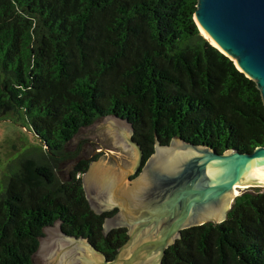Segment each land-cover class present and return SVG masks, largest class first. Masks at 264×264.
<instances>
[{"label": "trees", "instance_id": "1", "mask_svg": "<svg viewBox=\"0 0 264 264\" xmlns=\"http://www.w3.org/2000/svg\"><path fill=\"white\" fill-rule=\"evenodd\" d=\"M197 2L0 0V119L23 113L41 144L0 172V264H35L58 221L109 260L127 241L126 228L104 233L113 212L97 214L86 198L93 159L58 174L66 144L98 119L132 123L143 163L156 139L219 153L264 146L261 91L202 35ZM247 189L224 221L183 230L163 264H264V187Z\"/></svg>", "mask_w": 264, "mask_h": 264}, {"label": "water", "instance_id": "2", "mask_svg": "<svg viewBox=\"0 0 264 264\" xmlns=\"http://www.w3.org/2000/svg\"><path fill=\"white\" fill-rule=\"evenodd\" d=\"M194 19L211 40L202 35L256 82L264 101V0H198ZM105 118L90 135L105 156L90 163L82 182L97 214L118 210L105 218L104 233L126 228L128 239L109 260L87 238L66 234L58 221L40 239L36 253L44 264H163L183 230L227 218L236 184H264V146L219 153L181 137L166 145L156 139L143 163L140 144L130 142L132 123Z\"/></svg>", "mask_w": 264, "mask_h": 264}, {"label": "rangeland", "instance_id": "3", "mask_svg": "<svg viewBox=\"0 0 264 264\" xmlns=\"http://www.w3.org/2000/svg\"><path fill=\"white\" fill-rule=\"evenodd\" d=\"M105 119L108 118L98 119L93 124L82 128L80 132L66 144L63 155L64 157L60 162L58 170L59 177L62 180L69 177L70 170L73 169L79 159H93L92 162H94L105 156V153H99L97 143L90 140V135L94 131L95 127ZM131 132L132 135L130 142L135 136V132L132 129ZM132 144L136 146L134 143ZM40 145L38 137L31 129L23 113L11 111L6 114L0 119V172L2 175H10L13 172V168L11 167L13 160L28 151L30 155H35V148ZM139 175L140 169L131 175L134 177L132 180L135 181ZM247 188L249 187L240 188L238 195L243 194L246 190H248ZM249 191L252 192L253 190L249 189ZM117 213L118 210L114 209L113 215ZM45 235L47 234L45 233ZM34 263L44 264L42 258L37 253L34 257Z\"/></svg>", "mask_w": 264, "mask_h": 264}, {"label": "bare ground", "instance_id": "4", "mask_svg": "<svg viewBox=\"0 0 264 264\" xmlns=\"http://www.w3.org/2000/svg\"><path fill=\"white\" fill-rule=\"evenodd\" d=\"M201 30H202V33L211 40V38L205 33V31L203 29H201ZM251 185L264 186V184H261V183L243 181V182H239L238 184H236V190H237V192H239L240 188H246V187H249ZM236 195H238V193ZM234 196L235 195L229 197L228 206L230 205V203H231L232 199L234 198Z\"/></svg>", "mask_w": 264, "mask_h": 264}, {"label": "flooded vegetation", "instance_id": "5", "mask_svg": "<svg viewBox=\"0 0 264 264\" xmlns=\"http://www.w3.org/2000/svg\"><path fill=\"white\" fill-rule=\"evenodd\" d=\"M116 210V209H115ZM111 212H113L111 215H109V216H112L113 214H114V210L113 211H111Z\"/></svg>", "mask_w": 264, "mask_h": 264}]
</instances>
